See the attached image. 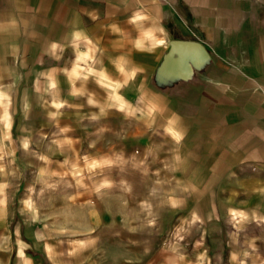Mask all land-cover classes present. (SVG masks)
I'll use <instances>...</instances> for the list:
<instances>
[{"label": "crops", "instance_id": "1", "mask_svg": "<svg viewBox=\"0 0 264 264\" xmlns=\"http://www.w3.org/2000/svg\"><path fill=\"white\" fill-rule=\"evenodd\" d=\"M157 118L187 191L170 263L264 264V0H0V264H91L12 208L4 155L67 163L97 123Z\"/></svg>", "mask_w": 264, "mask_h": 264}, {"label": "rangeland", "instance_id": "2", "mask_svg": "<svg viewBox=\"0 0 264 264\" xmlns=\"http://www.w3.org/2000/svg\"><path fill=\"white\" fill-rule=\"evenodd\" d=\"M95 130L67 163L53 151L4 155V197L11 176L12 208L36 206L54 232L80 245L83 263L171 264L173 243L183 253L173 215L187 191L172 175L170 138L158 136V118L99 122Z\"/></svg>", "mask_w": 264, "mask_h": 264}, {"label": "water", "instance_id": "3", "mask_svg": "<svg viewBox=\"0 0 264 264\" xmlns=\"http://www.w3.org/2000/svg\"><path fill=\"white\" fill-rule=\"evenodd\" d=\"M196 43L192 42H185V41H172L170 43V56H172L175 52H183V53H190L194 49L197 48Z\"/></svg>", "mask_w": 264, "mask_h": 264}]
</instances>
